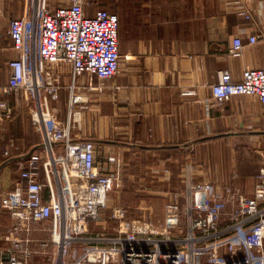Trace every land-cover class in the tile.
Segmentation results:
<instances>
[{
	"label": "built area",
	"instance_id": "1",
	"mask_svg": "<svg viewBox=\"0 0 264 264\" xmlns=\"http://www.w3.org/2000/svg\"><path fill=\"white\" fill-rule=\"evenodd\" d=\"M28 2L32 15L9 21L18 56L8 61L5 92L22 96L27 118L42 136V152L21 158L14 187L0 190V213L9 218L0 234V264H32L33 258L41 264H264V153L251 192L231 181H195L186 167L183 184L168 192L160 224L131 217L122 205L108 209L122 158H99L93 140H73L71 120L53 115L47 97L55 92L52 64L67 63L72 80L80 74L97 80L116 74L119 16L103 7L87 14L88 0H59L54 6L50 0ZM242 14L249 17V9ZM257 38L250 34L247 41L254 44ZM243 47L241 37H234L229 56H240ZM210 88L211 94L198 100L206 109H223L234 95H253L264 104V67L244 68L239 80L219 70ZM12 116L8 98L0 99V120ZM11 144L10 139L1 143L3 155ZM108 221L114 222L112 234L104 224L103 230L91 227Z\"/></svg>",
	"mask_w": 264,
	"mask_h": 264
},
{
	"label": "crops",
	"instance_id": "2",
	"mask_svg": "<svg viewBox=\"0 0 264 264\" xmlns=\"http://www.w3.org/2000/svg\"><path fill=\"white\" fill-rule=\"evenodd\" d=\"M96 7L119 16L116 74L104 80L80 74L72 80L67 63L50 66L55 92L48 95V106L60 120H71L73 140L91 139L99 158L116 154L125 166L132 160L161 164L171 158H222L215 147H246L264 133V104L256 96L234 95L223 109H206L198 101L211 94L219 70L239 80L244 68L264 67V0H88L87 14ZM0 8V99L7 97L13 110L10 120H0V190H10L18 179V161L42 152V136L27 118L22 96L5 92L8 61L18 56L9 21L32 15L33 8L28 0H0ZM244 8L249 17L242 14ZM250 34H258L254 44L247 41ZM236 36L244 47L232 57L228 48ZM75 95L81 98L71 103ZM6 139L12 143L7 156L1 152ZM152 167L151 172L168 175L161 166ZM241 170L223 180L251 192L254 175ZM181 176L183 184L184 171ZM8 220L1 212L0 234Z\"/></svg>",
	"mask_w": 264,
	"mask_h": 264
},
{
	"label": "rangeland",
	"instance_id": "3",
	"mask_svg": "<svg viewBox=\"0 0 264 264\" xmlns=\"http://www.w3.org/2000/svg\"><path fill=\"white\" fill-rule=\"evenodd\" d=\"M58 1L50 0V5L54 6L59 3ZM29 52L33 54L35 50L32 48ZM27 76L29 77V62ZM242 146L244 145L215 147V151L223 152L222 158H171L170 161L167 159L161 164L132 160V163L123 166L119 181L109 191L107 207L109 209L115 205L125 206L131 217H144L157 224L158 219L163 216L168 192L182 185L181 174L186 167H190L195 180L220 181L232 171L241 173L242 167L245 173L251 172L254 175L259 162H262L264 133L258 134L255 138L252 137L248 141V146ZM154 165L161 166L163 172L167 168L170 172L168 175H164L169 178L164 179L163 173L151 172ZM107 213L108 210L105 214ZM103 224L107 226L104 227L105 231L112 230V222L91 223V227L95 231L103 230ZM31 263L41 264L40 258H33Z\"/></svg>",
	"mask_w": 264,
	"mask_h": 264
}]
</instances>
